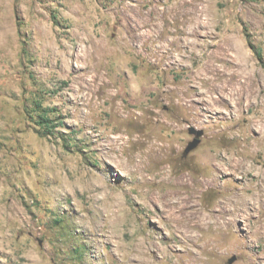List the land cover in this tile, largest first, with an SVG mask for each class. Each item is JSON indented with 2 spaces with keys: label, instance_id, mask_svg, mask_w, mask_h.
Here are the masks:
<instances>
[{
  "label": "rangeland",
  "instance_id": "374dc122",
  "mask_svg": "<svg viewBox=\"0 0 264 264\" xmlns=\"http://www.w3.org/2000/svg\"><path fill=\"white\" fill-rule=\"evenodd\" d=\"M192 254L264 264V0H0V264Z\"/></svg>",
  "mask_w": 264,
  "mask_h": 264
},
{
  "label": "bare ground",
  "instance_id": "6f19581e",
  "mask_svg": "<svg viewBox=\"0 0 264 264\" xmlns=\"http://www.w3.org/2000/svg\"><path fill=\"white\" fill-rule=\"evenodd\" d=\"M210 92L211 93H216V94H218V96L216 97V98H214V96L213 95H211V96H209V97H207V99H206V103L208 104V108L209 109H217V107L219 106V104L220 103H223V102H225V93L224 92H222V91H218V88L217 87H215V86H213V87H211L210 88ZM195 101H199L197 98H193V100H189V102L190 103H192V102H195ZM230 164H232V162H230ZM234 165V164H233ZM217 171L218 172H224V173H226V174H231V172H230V168H227V169H223V168H220V167H218L217 168ZM183 179V178H182ZM177 197V196H176ZM173 198H175V196H174V194L173 193H167L166 195H164V199L165 200H172ZM178 201L177 202H175V204H178L179 206H180V208H179V210H181V212H182V214L184 215V217L187 219V220H189V221H194V219H196V225H197V227L200 225V223H202L203 221H206L207 220V218L206 219H204L203 217L202 218H200L199 219V217H197L196 216V214H197V212H193V210L192 211H185V210H187V209H192L193 208V206L192 205H190V204H188V199L187 198H183L182 199V197L181 196H178ZM169 200V201H170ZM244 202V201H243ZM170 203V202H169ZM172 204H174V202L172 203ZM230 204H232L231 203V201H230ZM168 205H170V204H168ZM226 206H228V202L225 204ZM241 215V214H240ZM244 215V214H243ZM212 218H214L215 219V222H216V224H219L220 222H221V217L219 216V215H216V214H214L213 216H212ZM204 219V220H203ZM226 224L227 225H229V221H227L226 222ZM186 236V238H193L192 236H190V235H185ZM198 259H199V257L196 255V254H192L191 255V259H190V264H197V261H198ZM262 260H264V257H262ZM145 264H148L147 262H144ZM249 263V262H248ZM201 264V263H200Z\"/></svg>",
  "mask_w": 264,
  "mask_h": 264
},
{
  "label": "trees",
  "instance_id": "16d2710c",
  "mask_svg": "<svg viewBox=\"0 0 264 264\" xmlns=\"http://www.w3.org/2000/svg\"><path fill=\"white\" fill-rule=\"evenodd\" d=\"M33 111L35 113V118H33L36 126L40 127L42 130H37V133L41 137H47L53 135L54 130L61 125L55 118L49 115V111L42 108L40 102L35 101L32 105Z\"/></svg>",
  "mask_w": 264,
  "mask_h": 264
},
{
  "label": "water",
  "instance_id": "95a60500",
  "mask_svg": "<svg viewBox=\"0 0 264 264\" xmlns=\"http://www.w3.org/2000/svg\"><path fill=\"white\" fill-rule=\"evenodd\" d=\"M190 134H194L196 136V139H194L192 142H190L187 145L186 149L184 150V155H187L191 150H193L194 148H196V146L199 143V140L197 138L202 135V132H197V131L191 129L190 130Z\"/></svg>",
  "mask_w": 264,
  "mask_h": 264
}]
</instances>
